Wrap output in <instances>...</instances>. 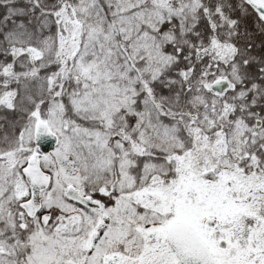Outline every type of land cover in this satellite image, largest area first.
I'll use <instances>...</instances> for the list:
<instances>
[{
  "label": "snow or ice",
  "instance_id": "snow-or-ice-1",
  "mask_svg": "<svg viewBox=\"0 0 264 264\" xmlns=\"http://www.w3.org/2000/svg\"><path fill=\"white\" fill-rule=\"evenodd\" d=\"M0 264H264V0H0Z\"/></svg>",
  "mask_w": 264,
  "mask_h": 264
},
{
  "label": "water",
  "instance_id": "water-1",
  "mask_svg": "<svg viewBox=\"0 0 264 264\" xmlns=\"http://www.w3.org/2000/svg\"><path fill=\"white\" fill-rule=\"evenodd\" d=\"M42 148L44 151H49L55 146V138L48 136L47 134L41 138Z\"/></svg>",
  "mask_w": 264,
  "mask_h": 264
}]
</instances>
